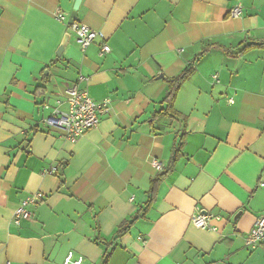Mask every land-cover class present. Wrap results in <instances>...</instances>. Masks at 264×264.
Segmentation results:
<instances>
[{"label":"crops","instance_id":"0c3cea01","mask_svg":"<svg viewBox=\"0 0 264 264\" xmlns=\"http://www.w3.org/2000/svg\"><path fill=\"white\" fill-rule=\"evenodd\" d=\"M76 1L0 0V264H264V241L245 246L264 217V0H81L75 22L101 34L86 51ZM192 66L178 117L157 116ZM73 85L109 101L76 143L44 122ZM176 149L150 210L116 237Z\"/></svg>","mask_w":264,"mask_h":264},{"label":"built area","instance_id":"2783aa9c","mask_svg":"<svg viewBox=\"0 0 264 264\" xmlns=\"http://www.w3.org/2000/svg\"><path fill=\"white\" fill-rule=\"evenodd\" d=\"M240 7L231 10L230 15L237 18L240 15ZM56 19L61 22L67 20L61 12L56 13ZM76 34L77 42L83 51L90 48L95 40L101 36L100 33L92 30L88 25L74 22L70 25ZM110 52V48L105 45L101 53ZM67 110L56 108L53 113L45 119V124L52 129L60 130L65 138L71 143H76L89 130L95 128L100 116L109 112V101L96 102L85 90L79 89L78 85H73L66 89ZM154 167L162 171L163 165L159 161L153 162ZM44 200L42 193L28 196L23 200L21 206L15 211V224L20 225L22 221L29 220L32 213L29 207L37 205ZM218 217L212 214H196L192 217V224L198 229L216 231L212 221ZM264 241V217L258 218L253 229L245 239V246L248 249H257ZM83 258L74 259L73 254H69L63 264H82Z\"/></svg>","mask_w":264,"mask_h":264},{"label":"trees","instance_id":"16d2710c","mask_svg":"<svg viewBox=\"0 0 264 264\" xmlns=\"http://www.w3.org/2000/svg\"><path fill=\"white\" fill-rule=\"evenodd\" d=\"M254 46L260 48V47H264V44H258V45L255 44L252 47H254ZM194 69L195 68L192 66V67L188 68L180 77H178L176 79L168 80V83L170 84V90H169V93H168V95L164 101L167 104V108L165 110H162L161 112H159L157 114V116L168 115L171 117H178V114L174 111L173 105H174V102L176 100V97H177L179 90L181 89L182 85L186 82V80H188L190 78V76L194 72ZM179 156H180V152L178 149H176V152L173 154V157L171 158L168 166L166 168H164L159 173V175L151 181L150 199H149L148 203L146 204L145 209H143L142 211H139L138 215L133 219V221L124 222L121 225L118 233L116 234V237L118 235L125 233L133 225V223L135 221H137L142 215H144L147 211L150 210V208L152 207V205L156 201L158 188H159L160 184L164 181V179H166L174 171L176 164L179 160ZM110 256L111 255L109 253H107L102 264H108Z\"/></svg>","mask_w":264,"mask_h":264},{"label":"water","instance_id":"95a60500","mask_svg":"<svg viewBox=\"0 0 264 264\" xmlns=\"http://www.w3.org/2000/svg\"><path fill=\"white\" fill-rule=\"evenodd\" d=\"M80 3H81V0H77L76 3H75L74 10H73V13H72V16H71V19H70V25H72L75 22L76 14H77V11H78V9L80 7ZM66 43H67V40H65L64 43L59 48V50L57 52V60L61 57V55H62V53L64 51V47H65Z\"/></svg>","mask_w":264,"mask_h":264}]
</instances>
